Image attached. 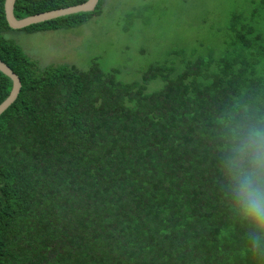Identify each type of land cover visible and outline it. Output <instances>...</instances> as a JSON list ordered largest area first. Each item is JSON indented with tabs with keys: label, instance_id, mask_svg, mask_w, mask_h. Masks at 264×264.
<instances>
[{
	"label": "trees",
	"instance_id": "obj_1",
	"mask_svg": "<svg viewBox=\"0 0 264 264\" xmlns=\"http://www.w3.org/2000/svg\"><path fill=\"white\" fill-rule=\"evenodd\" d=\"M87 0H16L17 19ZM0 0V60L20 79L0 115V264H264L250 247L224 152L264 129V34L232 15L219 57L152 65L123 83L95 63L40 67L8 32L74 28L83 12L12 30ZM258 8L264 12V0ZM264 20V18H263ZM159 78L164 86L147 94ZM12 87L0 72V104Z\"/></svg>",
	"mask_w": 264,
	"mask_h": 264
},
{
	"label": "rangeland",
	"instance_id": "obj_2",
	"mask_svg": "<svg viewBox=\"0 0 264 264\" xmlns=\"http://www.w3.org/2000/svg\"><path fill=\"white\" fill-rule=\"evenodd\" d=\"M259 0H104L102 13L83 25L28 34L8 32L40 67L65 64L78 70L92 63L104 73L115 72L123 83H141L152 65L172 67L174 74L197 57H219L232 35V15L251 20L264 34ZM164 82L150 80L145 92Z\"/></svg>",
	"mask_w": 264,
	"mask_h": 264
},
{
	"label": "clouds",
	"instance_id": "obj_3",
	"mask_svg": "<svg viewBox=\"0 0 264 264\" xmlns=\"http://www.w3.org/2000/svg\"><path fill=\"white\" fill-rule=\"evenodd\" d=\"M224 159L238 215L249 226L250 247L264 240V129L236 130Z\"/></svg>",
	"mask_w": 264,
	"mask_h": 264
},
{
	"label": "water",
	"instance_id": "obj_4",
	"mask_svg": "<svg viewBox=\"0 0 264 264\" xmlns=\"http://www.w3.org/2000/svg\"><path fill=\"white\" fill-rule=\"evenodd\" d=\"M15 1L16 0H5L4 2V13H5L6 22L12 30H21L31 25L47 22L52 19H56L63 16H69L83 12H90L95 8L98 0H87L86 2L79 5L53 10L49 12H44L33 16H28L22 19H17L13 14ZM0 72L3 75H5L7 78H9L12 82V87L9 95L0 104V115H1L10 106V104H12L17 98L20 91L21 83L18 76L1 60H0Z\"/></svg>",
	"mask_w": 264,
	"mask_h": 264
}]
</instances>
